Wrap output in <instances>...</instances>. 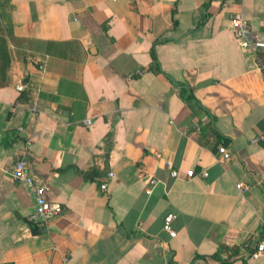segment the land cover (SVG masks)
I'll list each match as a JSON object with an SVG mask.
<instances>
[{"label": "crops", "instance_id": "obj_1", "mask_svg": "<svg viewBox=\"0 0 264 264\" xmlns=\"http://www.w3.org/2000/svg\"><path fill=\"white\" fill-rule=\"evenodd\" d=\"M235 13L264 42V0H0V264H264V48ZM21 157L61 206L45 227Z\"/></svg>", "mask_w": 264, "mask_h": 264}, {"label": "built area", "instance_id": "obj_2", "mask_svg": "<svg viewBox=\"0 0 264 264\" xmlns=\"http://www.w3.org/2000/svg\"><path fill=\"white\" fill-rule=\"evenodd\" d=\"M229 28L233 34L234 39L238 42L239 46L243 50L255 53L257 50L264 48V42L257 41L251 37V25L250 23L240 14L235 13L229 19ZM89 125L90 122L86 121ZM262 137H258L255 140H260ZM217 163H224L229 161L231 158V153L227 147L224 145H218L217 147ZM156 156L158 154L156 153ZM165 167L169 170L170 177L173 179L178 178L177 170L173 169L170 162L165 163ZM7 174L16 182L22 183L29 189L33 202L34 208L30 215L31 221L37 223L43 227L47 226L52 220L59 217L62 212L61 206L58 203L50 202L47 200L45 195V186L38 183L35 178L29 172V165L24 158H19L7 169ZM144 176L143 170H140L138 177ZM195 173L192 170H187L185 173V178L191 179L195 177ZM198 176L204 178L207 176V172L201 171ZM112 177V173H108L106 178L99 185L100 191H105L107 187V181ZM157 183L156 179L149 180V186L146 188L145 192L148 194L153 185ZM236 189L243 193L248 190L246 185L242 183H235ZM174 216L172 214H167L163 218L162 230L167 233L170 237H175L176 233L171 228V222ZM264 225V224H263ZM264 254V234L261 235L259 241L256 243L254 250L250 254L251 258H258Z\"/></svg>", "mask_w": 264, "mask_h": 264}, {"label": "trees", "instance_id": "obj_3", "mask_svg": "<svg viewBox=\"0 0 264 264\" xmlns=\"http://www.w3.org/2000/svg\"><path fill=\"white\" fill-rule=\"evenodd\" d=\"M152 58H153V61L155 63V66L158 68L157 66V63H156V60L154 58V54L152 52ZM167 78L174 84H176V82H174L172 79H170L168 76ZM0 84H3V82H0ZM179 88L181 89V97L183 98V100L185 101H190L192 100V98L190 97V89L189 87L185 86V85H182L180 84L179 85ZM226 263H230L234 260V255H235V251L234 250H229V251H226Z\"/></svg>", "mask_w": 264, "mask_h": 264}]
</instances>
